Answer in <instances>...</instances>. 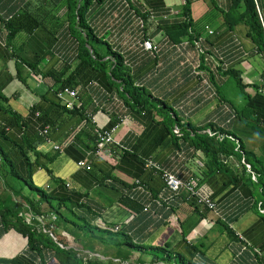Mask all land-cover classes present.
I'll return each instance as SVG.
<instances>
[{
	"label": "crops",
	"instance_id": "obj_1",
	"mask_svg": "<svg viewBox=\"0 0 264 264\" xmlns=\"http://www.w3.org/2000/svg\"><path fill=\"white\" fill-rule=\"evenodd\" d=\"M143 1L158 11H168L171 18L163 25H171L176 20L183 3V0ZM19 2L20 0H0V12L6 14L14 11ZM207 8V3L203 0L193 1L192 17L200 18ZM103 9L104 12L98 14L101 22L99 25L103 24L107 28L109 42L113 40L117 47H124L127 51V62L135 66V69L139 68L136 65L148 55L138 43L137 20L131 16L129 9L119 10L116 0H106ZM150 32L151 41L160 48V56L156 67L153 66L148 73L144 72L147 73L142 82L145 87L155 97L175 109L186 123L200 125L211 122L231 131L264 163V132L239 122L227 103H219L213 85L210 84V76L216 72L219 74V66L225 70L237 69L242 78L252 70L256 72L258 79L244 80L245 83L260 79V73L264 70V58L254 52L245 28L236 27L233 33H222L212 43L215 48L208 46L209 51L218 54L217 60L222 61L219 64L217 60L215 63V56L208 58L206 64L211 66L212 73L207 67H200L199 73L194 72L192 64L186 60L196 59L195 50L189 45L176 49L163 32ZM44 37L40 31L34 29L19 35L9 48L0 45V90L8 98L11 109L25 117L30 126H36L35 117L38 115L36 112L32 116L31 109L41 105L44 111L42 117L46 116L52 123L47 125L48 132L38 150L43 154L54 155L51 161H42L53 177L62 179L69 188L81 194L82 200L99 212L104 222L100 220L98 223H104V230L109 231L107 228L116 225L134 243L143 246H161L169 242L179 247L184 239L191 243L201 239L206 245L204 253L210 264H231L233 256L246 249L243 244L250 243L260 247L264 253V221L253 210L252 192L246 185L242 186L233 181L228 172L219 171L205 177L207 172H204L205 166L201 162L204 156L200 152L191 158L185 151L187 161L184 163L179 161V157L171 158L174 152L167 137L161 142L146 137V125L148 122L152 124L150 118L137 119L134 115L131 116L123 101L116 98L112 102V94L99 88L96 83L88 85L86 98L84 97L86 111L91 112L96 123L90 115L86 116L88 122L79 121L78 114L65 112L60 106L56 107L53 81L43 79L41 75L62 68V61L72 56V41L69 36L61 35L56 40L49 36L53 39V43L49 44ZM226 80L225 75L219 74L216 77L220 84ZM50 86L53 88L50 89ZM75 102L77 104L78 99ZM112 114L125 115L124 122L119 124L115 132L117 147L112 148L110 155H96L91 150L92 129L96 124L107 128ZM124 150L141 158L142 155L153 158L167 169L173 170L183 180L195 178L201 194L215 202V209L206 211L205 216L199 218L192 204L194 197H190L184 189L167 202H157L158 197H153L155 194L167 196L160 176L149 173L148 170L137 172L135 166H125L128 170L114 167ZM83 159L91 166V172L77 166V161ZM226 161L234 162V157L230 156ZM33 180L45 190H58V185L53 184L44 168L33 174ZM22 192L24 195L32 194L27 187ZM11 199L21 202L20 197L5 193L0 184V202ZM223 223L229 224L233 236L228 234ZM2 229L0 224V264H5L4 260L12 258H16L19 264H39L30 259L25 236L14 229ZM61 235L70 239L64 232ZM92 245L91 249H83L85 256L99 257L104 262L114 257L116 248L113 244L99 245L93 242ZM70 246L81 249L76 241ZM142 256L134 251L129 262L135 264ZM142 259L147 260L144 257ZM45 264L59 263L52 258Z\"/></svg>",
	"mask_w": 264,
	"mask_h": 264
},
{
	"label": "trees",
	"instance_id": "obj_2",
	"mask_svg": "<svg viewBox=\"0 0 264 264\" xmlns=\"http://www.w3.org/2000/svg\"><path fill=\"white\" fill-rule=\"evenodd\" d=\"M105 1L20 0L14 11L6 14L0 12V45L9 48L19 35L27 34L34 29L40 31L49 44L53 43L50 37H55L56 40L61 35L69 36L72 41V56L62 61V68L59 71L50 70L45 75H41L43 79L53 81L55 88L50 86V89L53 88V94L57 99L56 107L60 106L65 112L78 114L79 121L88 122L86 116L92 114L86 111L84 97L86 98L88 85L96 83L99 88L112 94V102L116 98L123 101L131 116L134 115L137 119L150 118L152 124L148 122L146 125V137L159 142L167 137L174 152L171 158L179 157L181 158L179 161L184 163L187 161L185 151L191 158L195 153L200 152L204 156L200 160L204 163L206 170L204 172H207L205 177L211 173L224 171L228 172L233 181L239 182L242 186L246 185L254 198L253 210L258 218L264 221V163L231 131L211 122L200 125L186 123L175 109L155 97L145 87L142 83L143 77L148 73L147 71L152 70L153 66L156 67L160 48L154 45V50L148 51L139 43L148 57L136 65L139 67L137 69L130 65L127 62L125 48L117 47L113 40H110L112 42L110 43L107 28L103 24L99 25L101 22L98 14L104 12ZM116 1L119 10L129 9L131 16L137 20L139 32L136 34L139 42L143 39H151V30L155 33L163 32L162 34L176 49L184 40L193 48L200 36L205 38V46L214 47L212 43L220 34L233 33L236 27H244L247 37L253 44L254 52L264 58V31L257 11L258 5L264 21V0H257V4L255 0H204L208 8L197 19L191 14V4L195 0H183L176 20H173L171 25L164 24L165 28L163 23H168L171 18L167 10L158 11L149 7L143 0ZM215 21H218L216 26L209 32L210 25ZM217 63L222 64V61L218 60ZM200 67H207L212 73L211 66L206 64L203 55L199 69ZM217 69L220 75L227 77L226 82L230 78L235 81L243 97L241 105L232 104L222 91L226 82L223 84L217 82L216 77L219 74L216 72L215 75L212 73L210 76V84L213 85L219 103H227L239 122L264 132V70L260 73L258 81L245 83L237 69L225 70L220 66ZM65 87L77 90L79 102L77 104L74 102L72 109H67L57 96L58 91ZM36 112H38L35 117L37 124L30 126L25 117L11 109L8 98L0 90V184L5 193L21 198V202L12 199L1 200L0 224L2 230L14 229L26 237L27 251L31 260L39 264H45L52 258L59 264H130L129 260L135 251L147 259L143 260L141 257V260L135 264H210L204 253L206 245L201 239L192 243L184 239L179 247L169 242L161 246H143L134 243L116 225L107 228L109 231L104 230L102 223L104 221L99 212L82 200L81 194L69 188L62 179L53 177L43 162L51 161L54 156L43 154L38 150V146L45 140L46 134L43 130L52 122L46 116L42 117L44 111L41 105L31 109L32 116ZM119 120L116 114H112L107 128L114 127ZM96 140L93 131L91 150L95 154ZM230 156L234 157V162L226 161ZM147 159L156 163L158 168L145 167ZM127 165L135 166L137 172L148 170L149 173L152 172L160 177L163 174L162 169L176 175L173 170L167 169L162 163L147 155H142L141 158L124 150L114 167L128 170L125 167ZM40 168L48 172L53 184L58 185V190L48 191L34 183L33 174ZM86 170L91 172V166ZM163 185L165 187L164 183ZM25 187L32 191L31 195L23 194ZM153 197H158L157 202L162 201V197L158 194ZM192 204L199 218H203L206 211L211 210L206 204L198 202L196 197ZM100 220L102 222L98 223ZM228 225L224 224L225 229L233 236V231ZM94 229L100 232L99 236L92 234ZM62 232L70 239L66 238L67 236L62 237ZM115 235H122L124 239L113 237ZM74 241L81 246V249L70 246ZM93 242L99 245L113 244L116 248L114 257L104 262L99 257L85 256L83 249L93 248ZM243 245L246 249L233 256L231 264H264V253L260 247L250 243ZM113 258L118 260L114 261ZM4 263L19 264L16 258L4 260Z\"/></svg>",
	"mask_w": 264,
	"mask_h": 264
},
{
	"label": "built area",
	"instance_id": "obj_3",
	"mask_svg": "<svg viewBox=\"0 0 264 264\" xmlns=\"http://www.w3.org/2000/svg\"><path fill=\"white\" fill-rule=\"evenodd\" d=\"M255 2L257 4V0H255ZM257 11H258L259 17L262 21V28L264 31L263 16L261 14V9L258 7V5H257ZM208 31L211 32V29H209ZM204 40H205V38L203 36H200L194 43L193 49L195 50V58L196 59L192 60V61H190L189 59H186L187 61H189L192 64L194 72H196V73L200 72L199 65H200V59H201L202 55L204 56L205 61H207L208 58H212L213 56H215V60H214L215 63H216V60L219 58L217 53L209 51V48L207 46H205ZM138 43H141V45L144 47V49H146L148 51H152L155 48L151 39H148V38L141 40V42L138 41ZM187 45H189V44H187L186 40H184L179 45V48L182 49L183 47H186ZM189 54H190V52H189ZM57 96L61 100L62 104L67 109H72L74 107V102L78 99L77 98V90L76 89H70L67 87L59 90L57 93ZM90 118L93 120V122H95L93 117L90 116ZM118 118L120 119L119 123L112 128H105V127H100L98 125H94L93 131L97 137L96 154H105L107 156V155L112 154V148L117 147L116 146L117 143L115 140V132H116L119 124H122L124 122L125 115H119ZM43 132L44 133L47 132V127H46V129L43 130ZM77 166L78 167H85L86 169L90 168V166L84 160L78 161ZM145 167H147V168H158L156 163H154L151 159H147L145 161ZM162 171H163V174L161 177H162L164 184H165L164 192L166 191L165 193H167V196H161L160 195V197H162V200L167 202L171 198H174L175 196H177L181 189H184L189 194L190 197L198 198V202H200V203L202 202L203 204H206L209 208H211V210L215 209V207H216L215 202L212 201L208 196L201 194V192L199 191V188H198L197 180L195 178L190 177L186 180H183V179L177 177L176 175H174L170 171H166L163 169H162ZM66 185L69 186L68 184H66ZM53 219H55V217ZM205 224H206V222H205ZM244 242H246V241H244Z\"/></svg>",
	"mask_w": 264,
	"mask_h": 264
},
{
	"label": "rangeland",
	"instance_id": "obj_4",
	"mask_svg": "<svg viewBox=\"0 0 264 264\" xmlns=\"http://www.w3.org/2000/svg\"><path fill=\"white\" fill-rule=\"evenodd\" d=\"M204 1V0H203ZM205 2V1H204ZM217 22L218 21H215L212 25H210V27H209V29H213L215 26H216V24H217ZM208 29V30H209ZM257 74H256V72H254L253 70L252 71H250L249 72V75H248V73L247 74H244V76H243V80H247V81H255V80H257L258 78H257ZM257 78V79H256ZM222 91L226 94V96L230 99V101H231V103L232 104H234L235 106H239V105H241L242 103H243V97H242V93L239 91V89L237 88V86H236V83H235V81L232 79V78H230L229 80H228V82H226L224 85H223V89H222ZM92 117V116H91ZM94 119V118H93ZM96 121V120H95ZM94 123H96V122H94ZM97 125V124H96ZM99 126V125H98ZM47 127V126H46ZM46 127H45V129H46ZM47 130H48V127H47ZM48 132V131H47ZM47 132L46 133H44V134H47ZM94 232L92 233V234H94V235H100V232L98 231V230H96V229H94L93 230ZM57 234V233H56ZM113 237H115V238H118V239H124V237L122 236V235H115V236H113ZM130 264H132L131 262H129Z\"/></svg>",
	"mask_w": 264,
	"mask_h": 264
}]
</instances>
